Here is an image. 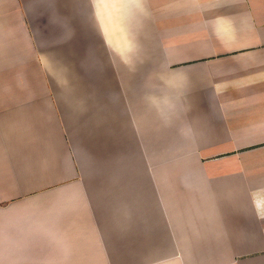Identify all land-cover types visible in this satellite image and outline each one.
<instances>
[{"label":"crops","instance_id":"crops-1","mask_svg":"<svg viewBox=\"0 0 264 264\" xmlns=\"http://www.w3.org/2000/svg\"><path fill=\"white\" fill-rule=\"evenodd\" d=\"M0 264H264V0H0Z\"/></svg>","mask_w":264,"mask_h":264}]
</instances>
